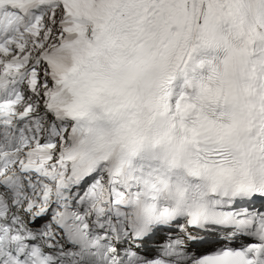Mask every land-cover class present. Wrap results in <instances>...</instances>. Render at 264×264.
<instances>
[{
    "label": "snow or ice",
    "instance_id": "snow-or-ice-1",
    "mask_svg": "<svg viewBox=\"0 0 264 264\" xmlns=\"http://www.w3.org/2000/svg\"><path fill=\"white\" fill-rule=\"evenodd\" d=\"M0 264H264V0H0Z\"/></svg>",
    "mask_w": 264,
    "mask_h": 264
}]
</instances>
